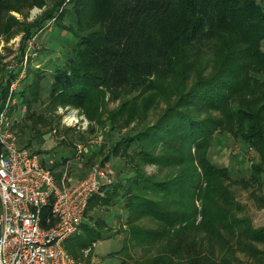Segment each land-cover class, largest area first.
Masks as SVG:
<instances>
[{"label":"trees","instance_id":"obj_1","mask_svg":"<svg viewBox=\"0 0 264 264\" xmlns=\"http://www.w3.org/2000/svg\"><path fill=\"white\" fill-rule=\"evenodd\" d=\"M57 1L52 12L24 32L20 61L26 42L58 13L62 2ZM73 3L66 14L77 41L67 38L69 51L51 71L49 65L27 68L13 93L12 109H27L13 126L19 146L41 153L44 136L58 124L52 115L58 105L79 108L96 125L108 124L109 139L140 117L153 103L150 98L172 100L154 123L99 149L102 161L118 156L132 174L116 184L125 191L127 217L123 243L110 256L119 264H232L233 257H226L238 239L264 241V235L241 231L240 222L230 220L233 201L224 183L231 174L209 158V150L215 138L227 134L246 151L253 149L258 160L241 181L264 185V0H99L94 8L101 16L86 18L83 0ZM9 8L17 10L11 0H0V13ZM17 72L0 74V110ZM105 95L118 101L116 109L102 111ZM219 111L236 124L224 128L223 119L204 117ZM65 160L48 166L57 180L61 172L55 170ZM145 165L173 173L156 179L144 172ZM43 217L51 221L49 206ZM103 227L104 220L82 222L84 235L67 239L65 249L81 258L82 249L104 237ZM218 241L229 252L220 250L224 258H218ZM213 245L217 249L211 251ZM137 251L141 255L133 260Z\"/></svg>","mask_w":264,"mask_h":264},{"label":"rangeland","instance_id":"obj_2","mask_svg":"<svg viewBox=\"0 0 264 264\" xmlns=\"http://www.w3.org/2000/svg\"><path fill=\"white\" fill-rule=\"evenodd\" d=\"M30 1L33 2L34 0H11V4L17 8V10L14 11L9 8V10L1 11L0 13V74L2 70L10 71L12 69V71H14V66L16 71L23 68L20 58L23 46L21 44V39L25 35L24 32L35 24L37 25L41 19L52 12L55 8L53 6L57 0H36L41 3L40 5L36 3L31 4ZM60 2L62 3L54 18L50 17V21L46 23L41 31H38L39 33L31 37L24 45V54L22 57L27 56L26 64L24 65L25 71L30 67L44 69L45 65H49L47 70L51 71L53 65H59L62 62L65 51L66 53L69 51L66 45L67 38L71 37L74 42L77 41V38L73 35L76 34V30L72 27L69 22V17L66 14L68 10L72 9L74 4L73 0H60ZM83 2V18L89 15L92 17L93 14H96L98 17L101 16L94 8V4L96 2L99 3V0H83ZM105 18L108 20L109 16L105 14ZM67 31L72 33L73 37ZM66 32L68 34H66ZM77 34L82 36V34ZM216 45L217 43L211 45L208 51L211 52L214 50V46ZM210 56L212 55L205 58L208 59ZM42 94L44 100L46 92L44 91ZM108 97V95L103 97V112L114 110L118 106V101L112 102ZM155 98L157 99L155 100L153 97L149 99V102L153 100V103L150 102L151 104L146 110L144 109V111L141 112L143 114L140 115V117L133 119L128 125L122 127L119 133L115 132L109 139L106 138L108 124L104 126L96 125L94 122H90L79 108L71 105H58L52 112L58 124L55 125L54 123L53 126L55 127L51 128L44 136V143L40 150L41 153H39L42 159L43 156H46L45 160L51 158L53 162L55 160H63L64 157H66L63 166L55 171L57 173L67 170V177H70L72 180L81 178L96 164L105 168L109 177L112 179L111 184L103 187L99 193L92 197L88 204L86 218H84L83 222L89 224V222H94V219H98L99 222H103L104 220L106 226L102 229L104 234L112 233L120 235L121 244L115 238L111 239V248L113 250L120 248L123 243V230L126 228L125 221L127 217V212L123 207L124 199L122 198V194L125 191L121 186L117 187L116 184L119 179L125 182L132 174L129 173L125 163H123V160L118 156H111L108 160L102 161V155L104 153L100 154L99 149L100 147H104V144L108 146L110 142L123 134H132L133 130L144 128L154 123L163 111L173 103L172 100L169 101L165 99L166 97L164 96L158 95L157 97L156 95ZM143 100L144 98L138 102H142ZM147 100L148 96H145V101L143 102ZM14 101L16 104L17 100L14 99ZM13 105H10L8 115L14 120L13 125H15L20 121V118L24 116L27 109L24 105H19L12 109ZM68 108L72 109L76 116H84L88 122L87 128H72L63 123L62 118L66 113L65 109ZM225 113L226 112L221 113V111L218 113L210 112L205 114L204 117L217 118L218 120L223 119V122L225 121L226 123L224 128H232L231 125L233 123L236 124V122L235 120L227 121L226 118H223ZM105 117L106 115L104 114L103 119ZM13 131L16 132V129L14 128ZM214 140L209 150V158L217 166H227L231 174L232 180H228L224 183L233 201V206L228 208L229 214L231 215L230 220H232V218L238 220L242 226L241 231L248 229L251 233L252 231H258L261 235H264V185L262 183L251 185L241 181V179L246 180L248 178L249 168L252 166L251 164H254L258 160L257 154L253 149L246 151V148H243L240 143L233 140L229 134L224 138H215ZM78 147H81L80 153L78 152ZM106 149L107 147L104 148L103 152H106ZM142 168L147 175L154 176L156 179H163L167 174L173 173L172 169L166 168L165 166L145 165ZM99 199H101V201H99ZM199 221L200 217L197 218V222ZM143 224L146 226H153L151 221L147 219H144ZM186 233L189 235L191 234L187 231ZM83 235L84 231L83 228H81L74 240H76L78 236ZM224 239L228 241L226 238ZM74 240L71 239L72 242ZM238 242H240L239 245L230 250V254L232 255L228 254L226 257L227 259L228 257L234 258H231L233 260L232 264H264V241H254L246 237H241L238 239ZM221 245L222 243L218 241V258L225 257L220 254V250H225L224 246L220 248ZM216 249V246L213 245L210 250L213 251ZM222 252L229 253L228 251ZM140 255V252L137 251L136 254H133V260L139 259ZM71 257L74 258L73 256ZM84 259L86 260L87 258L84 257L75 260ZM101 261L103 264L110 262L108 259L106 260V258ZM109 264H119V261L115 260Z\"/></svg>","mask_w":264,"mask_h":264},{"label":"built area","instance_id":"obj_3","mask_svg":"<svg viewBox=\"0 0 264 264\" xmlns=\"http://www.w3.org/2000/svg\"><path fill=\"white\" fill-rule=\"evenodd\" d=\"M23 57V68L17 72L14 66V71L10 70L17 75L0 110V264H103L91 253L94 244L82 251L86 260H75L64 243L79 232L90 199L112 179L96 164L75 183L68 182L67 170L57 180L48 167L53 164L51 158L42 159L19 146L14 120L8 113L10 105L15 104L13 93L25 77L27 56ZM65 110V125L87 127L84 116ZM48 206L51 221L43 217Z\"/></svg>","mask_w":264,"mask_h":264},{"label":"crops","instance_id":"obj_4","mask_svg":"<svg viewBox=\"0 0 264 264\" xmlns=\"http://www.w3.org/2000/svg\"><path fill=\"white\" fill-rule=\"evenodd\" d=\"M72 128H74V127H72ZM45 157L46 156H43V159ZM60 178H61V176H60ZM67 180L70 183H75L78 179L77 180L76 179L72 180L70 177H67ZM112 238H115L121 244L120 235L119 234L115 235V234H112V233L105 234L102 239H99L98 241H96L95 244L93 243L94 246H93V249H92V253L95 254L96 256H98L100 258V260H103L105 258H106V260L108 259L110 262L116 260L115 257L110 256V254H112V253L116 252L117 250H119V248L116 249V250H113L111 248V239ZM82 250H81V258H84V254H83ZM110 262H107V264H109Z\"/></svg>","mask_w":264,"mask_h":264},{"label":"bare ground","instance_id":"obj_5","mask_svg":"<svg viewBox=\"0 0 264 264\" xmlns=\"http://www.w3.org/2000/svg\"><path fill=\"white\" fill-rule=\"evenodd\" d=\"M95 244V243H94ZM92 246V245H91ZM92 249H93V247H92ZM83 251V250H82ZM92 253V252H91Z\"/></svg>","mask_w":264,"mask_h":264}]
</instances>
